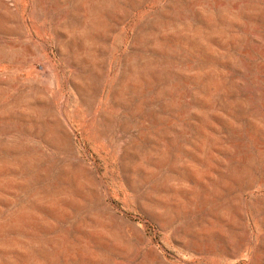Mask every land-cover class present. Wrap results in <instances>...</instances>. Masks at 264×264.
<instances>
[{
	"label": "rangeland",
	"instance_id": "1",
	"mask_svg": "<svg viewBox=\"0 0 264 264\" xmlns=\"http://www.w3.org/2000/svg\"><path fill=\"white\" fill-rule=\"evenodd\" d=\"M0 264H264V0H0Z\"/></svg>",
	"mask_w": 264,
	"mask_h": 264
},
{
	"label": "bare ground",
	"instance_id": "2",
	"mask_svg": "<svg viewBox=\"0 0 264 264\" xmlns=\"http://www.w3.org/2000/svg\"><path fill=\"white\" fill-rule=\"evenodd\" d=\"M31 48V47H30Z\"/></svg>",
	"mask_w": 264,
	"mask_h": 264
}]
</instances>
